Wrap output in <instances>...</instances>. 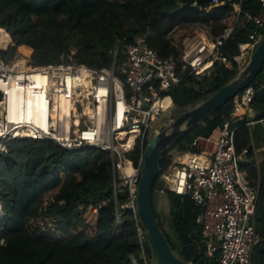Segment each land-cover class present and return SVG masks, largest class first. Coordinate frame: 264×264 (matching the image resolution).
I'll use <instances>...</instances> for the list:
<instances>
[{
    "label": "trees",
    "instance_id": "obj_1",
    "mask_svg": "<svg viewBox=\"0 0 264 264\" xmlns=\"http://www.w3.org/2000/svg\"><path fill=\"white\" fill-rule=\"evenodd\" d=\"M194 2L202 11L182 7ZM210 4L211 0H0V48L10 41L1 55L9 62L19 47L28 46L37 66L58 64L63 54L76 52L78 64L109 68L114 62L116 42L123 38L131 42L137 35H146L150 46L161 56L177 55L178 50L168 39L175 28L210 26L212 21L218 35L231 24V19L221 20L232 7H216L207 12ZM244 9L257 15V0H247ZM250 32L246 29L238 33L224 50L235 54ZM23 54L29 57L31 50L24 47ZM241 71L239 66L230 70L217 64L211 75L199 81L198 89L180 86L168 95L179 111L191 109ZM263 81L264 67L252 85L259 90ZM252 108L254 121L264 120V90L258 92ZM233 109L234 99L173 143L160 163L161 171L195 138L211 136ZM251 137L261 158L259 169L252 166L249 172L254 184L260 181L256 214L260 242L253 264H264V122L251 128L245 124L240 127L236 136L239 153L251 145ZM7 148V154L0 153V205L6 214L0 233V264H134L132 257L137 264H145L140 257L134 213L121 208L128 200L129 190L118 182L115 195L107 154L90 148L72 151L51 141L28 139L10 141ZM253 156L250 153L245 157L243 169ZM139 157L138 149L132 159L138 162ZM162 188L158 178L152 189L153 209L176 255L192 264H216L217 256L209 260L202 249L198 223L202 209L189 197L168 194L173 237L166 231L155 207ZM41 219L47 221L46 227L39 223ZM146 252L151 260L149 242Z\"/></svg>",
    "mask_w": 264,
    "mask_h": 264
},
{
    "label": "built area",
    "instance_id": "obj_2",
    "mask_svg": "<svg viewBox=\"0 0 264 264\" xmlns=\"http://www.w3.org/2000/svg\"><path fill=\"white\" fill-rule=\"evenodd\" d=\"M247 0H211L207 12L216 7L232 10L221 20L231 19L215 35L213 22L177 27L168 39L178 54L163 57L153 49L146 35L131 42L119 39L114 62L109 68H90L78 64L76 52L63 54L60 63L37 66L19 51L9 62L0 49V153L7 154L13 140L51 141L67 150L90 148L101 150L111 160L115 195L118 182L129 190L123 210L134 213L141 259L147 258V232L137 212L138 184L147 145L159 132L163 118L175 107L168 93L176 87L198 89L199 81L211 75L217 64L242 70L250 63L264 39V0H257L259 13L244 9ZM191 6L200 8L197 2ZM202 11V8H200ZM250 29L245 42L235 54L225 51L227 43L238 33ZM252 84L234 99V109L209 137H197L179 153L159 180L160 195L169 193L189 197L202 212V249L216 264H253L255 248L260 242L257 208L260 181L254 184L250 173L242 168L249 161L259 169L260 158L253 137L251 145L239 153L236 136L245 124L255 120L252 108L259 91ZM171 100L169 106L165 101ZM17 111V119L12 112ZM140 150L138 162L132 159ZM126 163L132 169L127 171ZM118 223L121 215L117 214ZM134 264L136 260L132 257Z\"/></svg>",
    "mask_w": 264,
    "mask_h": 264
},
{
    "label": "water",
    "instance_id": "obj_3",
    "mask_svg": "<svg viewBox=\"0 0 264 264\" xmlns=\"http://www.w3.org/2000/svg\"><path fill=\"white\" fill-rule=\"evenodd\" d=\"M200 12V8L190 5ZM264 67V39L257 47L250 63L227 85L209 96L205 101L181 114L172 121V113L167 114L159 124V132L153 136L144 153V164L138 184L137 212L143 228L147 232L153 264H192L176 255L168 238L160 228L152 204V189L161 173L160 163L170 146L193 132L213 112L249 87ZM171 124V125H170ZM170 125V126H169ZM246 159H244V162Z\"/></svg>",
    "mask_w": 264,
    "mask_h": 264
},
{
    "label": "rangeland",
    "instance_id": "obj_4",
    "mask_svg": "<svg viewBox=\"0 0 264 264\" xmlns=\"http://www.w3.org/2000/svg\"><path fill=\"white\" fill-rule=\"evenodd\" d=\"M1 37V36H0ZM10 43V41H8L5 46H7L8 44ZM4 46V47H5ZM14 46V45H13ZM4 47L0 48V49H3ZM24 47H22V50H23ZM19 51V48H18V51L19 53L21 54V57L22 58H27L23 52ZM30 61L33 62L32 60V55L30 54L29 58ZM192 109V108H191ZM191 109H187V110H183V111H179L178 109L174 108L173 112H172V121H174L178 116H180L181 114L191 110ZM171 125V124H170ZM169 125V126H170ZM261 159V158H260ZM253 165L251 163L249 164H246L245 165V170L247 172H250L251 169L253 168L252 167ZM170 199L171 197L169 195H160L158 194L156 196V202H155V207H156V210H157V213L159 214L160 216V219L161 221L163 222L164 224V227L166 229V231L170 234L171 237H173V232H172V229H171V220H170ZM0 209H1V212H0V233L1 231L3 230L4 228V219H5V212L3 210V207L2 205H0ZM42 221L39 222L41 224V226H45L46 227V222L44 219H41Z\"/></svg>",
    "mask_w": 264,
    "mask_h": 264
},
{
    "label": "bare ground",
    "instance_id": "obj_5",
    "mask_svg": "<svg viewBox=\"0 0 264 264\" xmlns=\"http://www.w3.org/2000/svg\"><path fill=\"white\" fill-rule=\"evenodd\" d=\"M22 52H23V50H22ZM171 104V100H169V99H167L166 101H165V106L167 107V106H169ZM17 111H15V112H12L13 114L14 113H16ZM14 119H17V115L16 114H14ZM126 167H127V171L129 172V173H132V169H131V167L129 166V163H126Z\"/></svg>",
    "mask_w": 264,
    "mask_h": 264
},
{
    "label": "crops",
    "instance_id": "obj_6",
    "mask_svg": "<svg viewBox=\"0 0 264 264\" xmlns=\"http://www.w3.org/2000/svg\"><path fill=\"white\" fill-rule=\"evenodd\" d=\"M10 38H11V37H10ZM11 45H12V46L15 45V43H14L13 40H12V38H11ZM22 47H27V48H29V49L31 50V55L33 54V50H32V48H30V47H28V46H21V47H19V49L22 48Z\"/></svg>",
    "mask_w": 264,
    "mask_h": 264
}]
</instances>
